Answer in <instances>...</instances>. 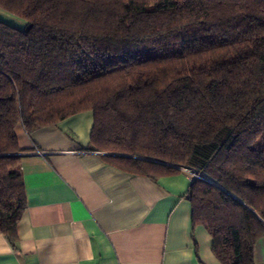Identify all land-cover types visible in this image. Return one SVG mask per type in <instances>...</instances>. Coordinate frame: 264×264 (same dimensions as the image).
<instances>
[{
    "label": "trees",
    "instance_id": "1",
    "mask_svg": "<svg viewBox=\"0 0 264 264\" xmlns=\"http://www.w3.org/2000/svg\"><path fill=\"white\" fill-rule=\"evenodd\" d=\"M0 232L25 209L15 127L90 110L88 150L150 179L189 167L221 264L264 236V0H0ZM262 141L258 147L256 142Z\"/></svg>",
    "mask_w": 264,
    "mask_h": 264
},
{
    "label": "crops",
    "instance_id": "2",
    "mask_svg": "<svg viewBox=\"0 0 264 264\" xmlns=\"http://www.w3.org/2000/svg\"><path fill=\"white\" fill-rule=\"evenodd\" d=\"M92 122L85 110L30 134L15 127L26 204L16 243L0 232V264H221L191 221L190 174L108 165L87 149ZM253 253L264 264V236Z\"/></svg>",
    "mask_w": 264,
    "mask_h": 264
},
{
    "label": "rangeland",
    "instance_id": "3",
    "mask_svg": "<svg viewBox=\"0 0 264 264\" xmlns=\"http://www.w3.org/2000/svg\"><path fill=\"white\" fill-rule=\"evenodd\" d=\"M6 13V14H5ZM0 20L6 21L9 24H12L13 26H20L22 24V21L20 18L13 16L12 14H9L7 12H3V14H0ZM256 145L260 147L262 145V141L258 140L256 142Z\"/></svg>",
    "mask_w": 264,
    "mask_h": 264
},
{
    "label": "water",
    "instance_id": "4",
    "mask_svg": "<svg viewBox=\"0 0 264 264\" xmlns=\"http://www.w3.org/2000/svg\"><path fill=\"white\" fill-rule=\"evenodd\" d=\"M190 170H191L192 179H194V178H202V179H207V180L212 182V180L209 177H207L204 173L198 172V171H196L194 169H190Z\"/></svg>",
    "mask_w": 264,
    "mask_h": 264
},
{
    "label": "built area",
    "instance_id": "5",
    "mask_svg": "<svg viewBox=\"0 0 264 264\" xmlns=\"http://www.w3.org/2000/svg\"><path fill=\"white\" fill-rule=\"evenodd\" d=\"M181 170L187 172L190 174V178L192 179V175H191V170L192 168H189V167H180Z\"/></svg>",
    "mask_w": 264,
    "mask_h": 264
}]
</instances>
